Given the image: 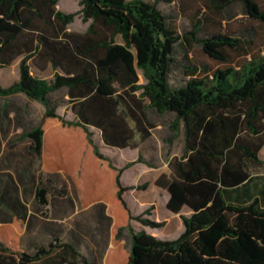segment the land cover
<instances>
[{"label": "trees", "instance_id": "1", "mask_svg": "<svg viewBox=\"0 0 264 264\" xmlns=\"http://www.w3.org/2000/svg\"><path fill=\"white\" fill-rule=\"evenodd\" d=\"M59 1L0 0V69L19 60V79L8 87L0 84V96L22 93L45 106L42 120L26 136L42 173L75 165L83 206L107 205L115 248L106 264H264V187L253 186L250 172V165H264L259 156L264 147V54L241 64L232 57L233 52L248 55L245 45L253 44L255 34L244 42L234 33H206L201 21L181 34L159 8L160 2L176 0H81L80 14L89 26L77 32L69 30L77 14L58 10ZM204 1L217 14L239 3L246 17L264 23L259 0ZM178 44L187 53L199 47L223 67L189 62L184 67L188 80L173 87ZM34 68L51 69L53 76L41 78ZM65 103L75 121L58 114ZM165 115L172 118L164 141L172 146L181 137L183 153L169 159L170 174H162L156 184L169 194V211H191L181 215L184 231L172 240L135 231L132 221L151 228L165 222L145 218L151 208L133 215L124 197L130 188L121 181L123 171L152 163L140 155L117 167L100 151L91 130H99L110 147L136 149L151 139L153 118ZM36 199L47 203L46 188L39 186ZM23 224V216H17L0 227V264L79 263L47 256L57 247L54 243L34 254L22 252L17 237ZM126 231L131 234L128 252L118 246Z\"/></svg>", "mask_w": 264, "mask_h": 264}, {"label": "crops", "instance_id": "2", "mask_svg": "<svg viewBox=\"0 0 264 264\" xmlns=\"http://www.w3.org/2000/svg\"><path fill=\"white\" fill-rule=\"evenodd\" d=\"M33 72L44 79H51L53 76L51 69L43 72L34 68ZM18 79L19 69L15 81ZM0 99L4 101L0 107V227L12 224L17 216H23L24 224L17 237L18 247L22 252L34 254L39 248L48 247L49 244L54 243L57 247L47 256H68V259L73 263L79 261L78 264H83V262L75 256H83L90 264H105V256L115 248L112 241L113 218L108 214L107 205L105 202L95 201L83 206V191L77 175L73 172L77 171L75 165L60 166L53 172L42 173L39 169L38 156L32 149L33 142L26 136L42 120L45 106L38 101L29 99L22 93L9 97L0 96ZM64 99H68L66 93ZM16 100H23L24 103H17ZM35 102L40 103L42 107L39 118H37L34 110L29 108V105L32 107ZM63 107L69 108L72 114V118H64L75 121L76 117L69 105L65 103L59 108ZM59 108L57 109L58 114H60ZM155 125L151 139L155 136L154 131L162 127L157 122H155ZM165 127L167 129V124ZM91 130L94 132V139L97 133V139L103 148L124 150L106 145L101 132L93 127ZM144 143L140 142L138 147L134 149L138 150L139 153L130 162L137 160L140 155L143 156L145 162H151L147 154L142 153L140 150ZM174 145L175 143L169 146L167 150L169 154L165 162L161 159L162 163L160 165L152 164L151 166L143 162L136 163L123 171L121 181L124 186L130 188L124 197L133 215H140L146 209L151 208L150 214L145 218L156 222L165 221V226L171 225L172 228L176 226V229L180 224V235L184 231L181 215L189 216L191 211L187 207H184L180 213L169 211L166 208L169 194L156 184L157 179L162 174H170L169 159L174 156H181L183 153L182 144L180 153L175 151ZM100 151L110 157L119 168L129 163L128 161L123 165H119L113 157L104 153L101 149ZM160 156L162 157V151H160ZM129 169H135V173L125 182L124 174ZM148 169L155 171L151 181L153 188L150 193L157 191L165 205L166 216L162 220L156 200L144 199L143 196L145 195L143 193H147V190L139 188L138 180L145 179L144 175L148 172ZM40 185L47 190V203L45 205L39 204L36 199V193ZM133 191L136 194L132 193ZM132 195L135 198L134 202L131 199ZM140 206L143 207L142 213L136 210ZM134 223L140 226L138 228L134 227ZM132 227L135 231L145 230L148 233L147 226L137 221H132ZM151 229V232L157 234L155 231L159 228ZM165 235L162 237L165 238L163 240L167 238ZM121 241L128 244L126 247L129 251L131 247L130 232L126 231ZM122 243L119 241L118 246L123 247ZM62 244H68L73 249Z\"/></svg>", "mask_w": 264, "mask_h": 264}, {"label": "rangeland", "instance_id": "3", "mask_svg": "<svg viewBox=\"0 0 264 264\" xmlns=\"http://www.w3.org/2000/svg\"><path fill=\"white\" fill-rule=\"evenodd\" d=\"M154 2L156 0H146ZM81 0H60L57 8L60 11L67 13H76L75 20L72 24L69 25V30L77 31V32H85L89 26V23L84 22L82 15L80 14L81 10ZM260 7L264 10V0H259ZM159 8L163 11L165 15H167L170 20L173 22L175 27L177 28L179 33H184L185 31L191 30L192 25L201 21L205 27L206 33H234V36L241 38L244 42L250 40V35L255 34L254 38H252V45H245V50L248 51V55H240L237 52L232 53V57L234 59L235 64L244 63L247 60H250L253 56L263 55L264 54V23H260L258 21H254L245 16L242 5L236 3L224 11L222 14H217L210 10L207 7V4L204 0H176L171 4L159 3ZM242 54L243 51H240ZM174 66L172 68V72L170 75V84L173 87H179L183 85L188 77L184 73V67L189 63L196 64L199 68H204L202 64H208L212 67L213 70L216 68L223 67L221 64H218L215 61L210 60L207 56H205L199 47L193 48L190 52L187 53L185 46L182 44H178L175 48L174 54ZM18 64L19 60L14 62V64L6 69L0 70V84L3 87L9 86L13 83L18 74ZM145 79L140 73V83H145ZM17 103L23 104V100H16ZM4 103L0 99V107ZM37 116L40 117L42 113L41 104L38 102L34 103V106H30ZM59 113L63 115L65 118H72V114L69 108H59ZM36 118V117H35ZM170 115H165L163 117H155L153 118L155 122L162 125V127L157 128L154 131V137L145 142L140 150L143 153H146L148 158L150 159L152 164H161V159L166 161V157L169 152H167L169 146L164 141L165 136L169 134L168 129H166L165 125L171 120ZM95 142L100 149L113 157L119 165H123L128 161L132 160L139 153L138 150H134L131 148H126L124 150L117 149H105L100 146V142L97 139V133L95 134ZM175 151L180 153L181 148V137H179L175 141L174 145ZM114 150V151H113ZM160 151H162V157L160 156ZM260 159L264 161V147L260 151ZM250 172L254 176L253 186L260 189L264 187V165L255 166L250 165ZM135 173V169H129L124 174V181L127 182L129 178ZM155 175V171L153 169H148V172L144 175L145 179L138 180L139 188L147 190V193H143L144 199H155L158 203L160 218L162 220L163 217L166 216L165 213V205L163 204L162 198L159 197L157 191L150 193L152 190L151 181ZM146 180H149L146 182ZM132 193L136 194L135 191ZM131 198V196H130ZM132 202L135 201L134 196L132 195ZM148 206V205H147ZM149 207V206H148ZM143 207H139L136 209L138 212L142 210ZM145 208V207H144ZM142 213V211H141ZM148 216V215H145ZM165 222V221H164ZM166 223V222H165ZM140 225L134 223V227H139ZM175 229V230H174ZM146 230L149 234L161 238L165 235L167 240H172L178 237L180 231V224L176 229V226L172 228L171 225L163 226L159 229H156V233L154 234L151 228L147 227ZM122 243V241H120ZM124 249L128 252V248L126 247L128 244L122 243ZM107 257L105 256V264L107 261ZM126 256H122L124 260Z\"/></svg>", "mask_w": 264, "mask_h": 264}]
</instances>
